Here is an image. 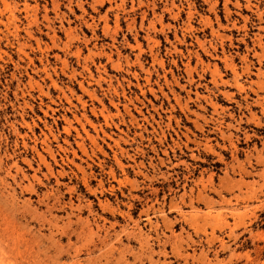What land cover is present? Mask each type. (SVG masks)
<instances>
[{"label": "rangeland", "instance_id": "374dc122", "mask_svg": "<svg viewBox=\"0 0 264 264\" xmlns=\"http://www.w3.org/2000/svg\"><path fill=\"white\" fill-rule=\"evenodd\" d=\"M215 1L0 0V264H264V15L242 12L245 29L229 33L224 0L213 11ZM226 1L232 14L236 3L244 6V0ZM3 4L15 9L16 35L3 26L8 16ZM24 4L30 11L26 19L36 20L25 19ZM263 5L264 0L259 12ZM208 20L210 27L204 24ZM242 25L239 20L236 27ZM137 37L145 53L139 63L131 49ZM198 42L210 53L216 48L219 57L223 50L234 63L236 80ZM76 48L82 52L78 59ZM113 48L123 70L126 63L141 67L140 85L147 71L165 74L169 85L160 81L162 93L152 85L157 102L150 94L144 99L101 59L112 85L118 80L152 127L131 111L138 135L131 129L126 138L103 127L114 133L112 140L115 135L124 140L123 157L109 148V140L97 142L99 152L86 142L88 156H82L74 131L65 135V124L57 119L60 107L52 103L64 92L77 105L78 82L87 81L82 68L88 65L96 78L94 54L108 55ZM208 63L217 64L226 84L210 83L202 68ZM173 82L178 86L171 88ZM106 84L84 87L95 88L108 106L112 95ZM117 91L120 103H127ZM85 112L90 115L88 107ZM91 119L102 124L101 118Z\"/></svg>", "mask_w": 264, "mask_h": 264}, {"label": "bare ground", "instance_id": "6f19581e", "mask_svg": "<svg viewBox=\"0 0 264 264\" xmlns=\"http://www.w3.org/2000/svg\"><path fill=\"white\" fill-rule=\"evenodd\" d=\"M205 1H208V0H205ZM262 0H258V1H255V3L256 4H252L251 3V0H244V6H240L238 3H236L235 4V8L237 9L236 10V12H234L233 14L232 13H230L231 11H229L228 10V8H227V5H228V3H227V1L226 0H224V3H223V8H224V11H225V22L227 23V28H228V31H229V33H232L235 29H238V30H244L245 29V27H246V25H245V23L246 22H248L247 21V19L246 18H244V17H242L241 16V13L242 12H254V13H257V16L258 17H260V18H262L261 16H263L264 15V12H259V8H258V5H260V2H261ZM103 2V1H102ZM167 4V3H166ZM217 4H218V0L217 1H215L214 3H211V9H213V11L215 10V7L217 6ZM263 4V3H262ZM172 6V5H171ZM264 6V5H263ZM3 7H4V11L5 12H7V15L8 16H6L5 17V23H3V26L5 27V28H9V27H11L12 29H13V31L15 32V35H16V32H17V30H18V27L16 26V16L14 15V12H13V10L12 9H14V8H11V10H10V8H9V6H8V4H3ZM15 10V9H14ZM34 10V9H33ZM172 10V9H171ZM23 11H24V13H25V19L28 17V13L30 12L29 11V7H28V5L27 4H24L23 5ZM33 12V11H32ZM31 12V13H32ZM180 13V11H177V14H175L174 13V15L175 16H178L179 15V13ZM46 15V14H45ZM187 15V14H186ZM189 15V18H188V23H186V25H188V27H189V19H190V16H191V14L189 13L188 14ZM2 16V15H1ZM23 16V17H24ZM33 16H34V14H33ZM232 16H235L236 18H234L231 22H230V18H232ZM36 17V16H35ZM172 17H173V15H172ZM29 18H31V17H29ZM28 18V19H29ZM175 18V17H174ZM28 19H26V20H28ZM32 20L33 19H35V18H31ZM47 19V18H46ZM36 20V19H35ZM174 20V19H173ZM239 20L243 23V25L241 26V27H236V24L237 23H239ZM29 21V20H28ZM210 21L211 20H208V21H206L204 24H205V26H209L210 27ZM4 22V21H3ZM18 22V21H17ZM31 23H32V21H30ZM35 21H33V23H34ZM32 23V24H33ZM36 23V22H35ZM32 24H29L28 23V28H29V25H31L32 26ZM152 25V24H151ZM26 26V25H25ZM104 26L106 27V25L104 24ZM154 27V26H153ZM187 27V28H188ZM26 28V27H25ZM212 28V27H211ZM188 29H192L191 28V26L188 28ZM31 30V29H30ZM104 30V29H103ZM25 31V30H24ZM188 31V30H187ZM28 32V31H27ZM217 32V31H216ZM218 33V32H217ZM11 34V33H10ZM29 36H30V34L29 33H27ZM47 34V33H46ZM214 34V33H213ZM26 38V37H25ZM148 38V37H147ZM218 38H219V36H218ZM264 38V37H263ZM141 39H143V38H141ZM191 39V38H190ZM149 40V39H148ZM134 44L135 45H133L134 47H132L131 49L132 50H136L137 51V53L134 55V58H135V62L136 63H139L140 62V59L142 58V55L144 56L145 55V53L144 52H142V50H141V45H140V43H139V41H138V37L137 38H134ZM23 42V41H22ZM37 42V41H36ZM260 42V41H259ZM199 43V42H198ZM51 44H52V47H55L56 46V40L54 39V37H51ZM65 44V43H64ZM202 44V43H201ZM200 43L198 44L199 45V48H201L202 49V46L203 45H201ZM258 44V43H257ZM23 48H24V46L22 45V44H20ZM222 45V44H221ZM220 45V46H221ZM64 46V45H63ZM66 46V45H65ZM64 46V47H65ZM67 46H68V44H67ZM113 46V44L110 46V47H112ZM29 47V46H28ZM204 47V46H203ZM210 47V46H209ZM21 48V47H20ZM261 48V47H260ZM30 49V48H29ZM38 49H39V46H38ZM114 49V51H112L111 49H109V54L107 55V54H103L102 52H98L97 54H94V57L97 59V61L99 62L98 63V66H95L94 67V70H95V73H96V78H94V76L91 74V72H90V68H89V66L88 65H85L83 68H82V72L84 73V75L85 74H87V77H86V79H87V81H81V82H78V89H79V92L81 93L80 94V96H79V98H77L76 97V99H75V102H76V104L77 105H74L67 97H66V95L64 94V92H61V94H60V96H58L57 97V103H52V105H54V106H57V107H60L59 108V111H61L62 112V115L61 114H59L58 115V117L59 118H57V119H59V120H62L63 122H64V124H65V126L63 127V132L65 133V135L66 136H69L70 135V132L71 131H74V133H75V135H76V137H77V139L79 140V142L75 145L77 148H79V152L81 153V155L82 156H86L87 154H86V152H85V143L86 142H89L90 143V145L94 148V149H97L98 150V152H99V150L101 149V148H99L98 147V141H102V142H104L105 143V141L104 140H109V141H111L112 142V146H110L109 148H115V149H119V155H120V157H123L124 156V154L126 153V151L125 150H121L119 147H120V143H123V141H122V139H120V137L118 136V135H115V136H117V140L115 141L114 139L112 140V134H114V133H112V134H106V132H105V130H104V128L105 129H107V130H109V131H112V129H114V130H116V131H119V133L121 134L122 133V135H123V137H128V134H129V132L131 131V129L134 131V133H133V135L135 136V135H138V134H136V132H135V129H133V128H136V127H134V125L136 126H138V124H137V122H136V120H135V118H132V116L130 115V113H131V111H134L136 114H138V115H142L141 117V120L145 123V125L146 126H150V127H152L151 126V124H149V121L147 120V117H144L145 115L144 114H142L141 113V109H138V107H136V105H134L133 104V101H131V100H129V99H126V97H125V93H124V89H123V87H122V85L118 82V80H116V84H117V87H114L113 85H112V82H111V77H108V76H106V67H107V63H109V64H112L111 66L113 67V70L115 69V72H116V74L118 75V74H124L126 77H122V81L123 82H126L127 84V87L128 88H134V89H137L138 90V92H139V95L141 96V97H143L144 99H145V97L147 98V95L148 94H150V96L151 97H153V101L154 102H157L158 100H157V98L154 96L155 94H157L154 90H153V88H152V85H155V87L157 86V92H159V93H162L161 92V87H159L158 86V84H160V81L162 80V82H163V86H168L169 85V82L167 81V79H166V75L165 74H163L162 76H159V75H154L153 73H151V72H145V74H144V76L145 77H143L142 78V81H143V85H140L139 84V81L141 80L140 79V74L142 73V70H141V67L139 66V67H137V68H135V65H131V66H129L128 65V63H126L125 65V67H126V69H124L123 70V68L121 67V64H120V54H119V51L116 49V48H113ZM221 50H222V47L220 48ZM21 50V54H23L24 55V57L25 58H28V55L27 54H25L24 52H23V50H22V48L20 49ZM19 50V51H20ZM209 49H205V47H204V49H203V52L204 53H206L207 55H209V57H211V58H215V59H217V60H219V61H222L223 62V65H225V67L231 72V74L233 75V78H235V72L236 71H234V63L232 62V60H228V59H226L225 58V56H224V54H223V50H222V53H221V57H219L218 55H217V49L216 48H210V51H211V53L208 51ZM188 51V50H187ZM262 54H263V52H261ZM81 54H82V52H81V50L80 49H78V48H76V50H75V52H74V55H75V57H77V59L81 56ZM264 55V54H263ZM92 56V53H88V57H91ZM113 56H115L116 57V59H117V61L116 62H113V60H112V58H113ZM190 56V55H189ZM198 58H199V55L197 56ZM105 59L106 60V62L107 63H105V64H101V59ZM188 58V57H187ZM46 60V59H45ZM213 60V59H212ZM41 61H42V59H41ZM41 61H40V63H41ZM221 62V63H222ZM28 63H32V61H28ZM27 63V64H28ZM135 63V64H136ZM233 63V64H232ZM65 64V63H64ZM31 65V64H30ZM63 65V64H62ZM140 65H141V63H140ZM158 65V64H157ZM160 66H162V64H159ZM41 66V70H40V72L41 73H43V74H45L48 78L50 77V74H49V76L47 75V69H46V67L43 65H40ZM65 67V66H64ZM244 67H245V65H244ZM162 68V67H161ZM189 68V64L187 63V65H186V69H188ZM202 68H203V70H204V72H209L210 73V75H211V80H210V83H212L213 85H216V84H218V82H222V76H221V73L219 72V68H218V66H217V64H206L205 66H202ZM137 69H138V71L140 72V73H137ZM246 70H247V65H246V68H245ZM244 69V70H245ZM37 70V69H36ZM36 70H34V71H36ZM161 70V69H160ZM131 71H133V72H131ZM188 71V70H187ZM192 71V70H191ZM191 71L189 70V72H188V75L190 76V78H191ZM54 72V71H53ZM157 72V71H156ZM38 73V72H37ZM237 73V72H236ZM44 75V76H45ZM155 77V81L154 82H152L151 83V81H152V77ZM72 77H73V73H72ZM51 78V77H50ZM237 78V77H236ZM236 78H235V80H236ZM131 81H134L135 83H132ZM44 82V81H43ZM224 82V81H223ZM222 82V83H223ZM106 84V83H108V84H106V85H108L107 86V93L109 94V95H112V96H110V99H109V105L108 106H105L104 104H103V99H98L97 97H96V89L95 88H97V87H99V86H101V84ZM174 84V86H170L171 88H173V87H176V86H178L177 84H176V82H173ZM221 83V84H222ZM236 83V82H235ZM223 84H226V83H223ZM228 84V83H227ZM30 86H31V84H29ZM84 85H86L87 87H90V86H94L95 88L93 89V90H91V91H89V89L87 90V88L86 87H84ZM218 86V85H217ZM126 87V88H127ZM169 87V88H170ZM188 87L189 88H191V86L190 85H188ZM237 87V86H236ZM32 88V87H31ZM92 88V87H91ZM101 88V87H100ZM121 89V94L120 95H122V97L121 98H123L124 100L123 101H126L127 103H123V104H121L120 103V100H119V98H120V96H119V94H118V91H117V89ZM180 89V88H179ZM181 89H184L183 87H181ZM110 91H112V93L110 94ZM173 92H174V90H172ZM172 91H171V89H170V94L172 93ZM41 92V91H40ZM71 92V91H70ZM47 93V92H46ZM44 94V93H43ZM71 94V93H70ZM106 95V94H105ZM104 95V96H105ZM162 96V95H161ZM47 97V96H46ZM87 98V101H83L82 99L83 98ZM164 97H166V96H164ZM172 99H173V101H174V103L177 105V106H180L179 105V99L176 97V96H174V94H172ZM163 98V97H162ZM104 99H105V97H104ZM63 101V102H62ZM83 101V102H82ZM134 101H135V98H134ZM148 101V100H147ZM41 102V101H40ZM89 102V105H87V103ZM151 101H148V104L150 105V106H152L151 105ZM64 104H66V107L64 106ZM139 105H140V103H139ZM141 105H143L144 106V102L143 103H141ZM129 106H131V109L132 110H130L129 109ZM49 107V106H48ZM89 108V113H90V115H87L86 113L87 112H85L86 111V108ZM120 108L122 109V111H123V113H121V110H120ZM143 108H145L146 109V106L145 107H143ZM79 110H81L82 111V113H80V118H78L77 116H76V114L77 113H79ZM155 110V109H154ZM153 110V111H154ZM49 111L52 113V114H54V113H57L58 114V110H52V109H50L49 108ZM146 111V110H145ZM148 112V111H147ZM157 112V111H156ZM67 114H69L71 117H72V120H68L67 118H66V116H67ZM150 114V113H149ZM156 114V113H155ZM47 115V113H46V111L43 113V116L45 117ZM144 115V116H143ZM126 117L128 118V121H126L125 119H126ZM134 117V116H133ZM157 117L161 120V118L159 117V114H157ZM91 118H93L95 121H98V118H101L102 119V124H100V123H98V122H96V123H98V125L97 126H95V124H94V122L93 121H91L92 119ZM149 118H151V120H153L154 119V117H153V115H149ZM81 120H83L84 121V123H81ZM72 121H75L77 124H78V126H79V128H80V130H81V132H82V134L79 132V130L77 131L73 126H72ZM115 121H117V124H115ZM154 121V120H153ZM168 121H170L169 120V118H168ZM155 122V121H154ZM45 124V123H44ZM43 124V126L45 127V125ZM85 124L90 128V131H92L93 133H94V136H92V135H90L89 134V130H86V127H85ZM36 127V126H35ZM104 127V128H103ZM120 127H123V128H125V132H123L122 130H120ZM139 127V126H138ZM137 127V128H138ZM28 128V127H27ZM48 130V129H47ZM145 130V129H144ZM43 134V133H42ZM99 134H101L102 135V137L103 138H100L99 137ZM74 135V136H75ZM133 136V137H134ZM140 136H141V133H140ZM43 137H45V141H47V137H46V135L45 134H43ZM55 139V138H54ZM134 139L132 138L131 140H129V141H133ZM43 142V143H46V142ZM41 142V141H40ZM66 141H65V139H63V143H65ZM77 142V141H76ZM126 142V141H125ZM67 144V143H66ZM108 145V144H107ZM123 145V144H122ZM59 146V145H58ZM68 146H70V145H68ZM103 146H104V144H103ZM60 147V146H59ZM100 147H101V145H100ZM47 149H48V146H47ZM46 149V150H47ZM66 149V148H65ZM59 150H61V149H59ZM63 150H64V147H63ZM72 150V149H71ZM93 150V149H92ZM102 150V149H101ZM49 151V150H48ZM67 151V150H66ZM76 151V150H75ZM95 151V150H94ZM115 151V150H114ZM50 152L51 151H49L48 152V154L49 155H51L50 154ZM91 152V151H90ZM103 152V151H102ZM118 152V151H117ZM91 153H93V151L91 152ZM101 153V152H100ZM113 154H114V152H113ZM117 154V153H116ZM115 154V156H113V157H115V159H117V155ZM72 155H74V157H77V156H75V154H74V152L72 153ZM102 155V154H101ZM104 155V154H103ZM102 155V156H103ZM88 156V155H87ZM94 156V155H93ZM107 156V155H106ZM50 157H54V156H50ZM67 157V156H66ZM94 157H96V156H94ZM42 158V157H41ZM40 158V159H41ZM88 159H89V157H87ZM86 158V159H87ZM54 159V158H53ZM67 159V158H66ZM97 159V158H96ZM112 159V158H111ZM42 160H44V158L42 159ZM80 160H82V159H80ZM90 160V159H89ZM53 161V160H52ZM69 161V160H68ZM83 161H85V160H83ZM81 162V161H80ZM113 162H116V161H114V159H113ZM39 163H40V161H39ZM54 163V162H53ZM99 163V162H98ZM121 163V162H120ZM55 164V163H54ZM73 164H74V162H73ZM116 164H118V163H116ZM115 164V165H116ZM134 164V163H133ZM43 165V164H42ZM44 165H46V164H44ZM49 165V164H48ZM75 166V168L77 167L76 166V164H74ZM100 165V164H99ZM98 165V166H99ZM79 166V165H78ZM121 165H117V167H120ZM87 167V166H86ZM88 167H89V165H88ZM124 167V166H123ZM48 168H50V167H48ZM48 168H46V169H48ZM89 169H90V167H89ZM77 170H79L80 171V168L78 167L77 168ZM123 170V169H122ZM82 171H83V168H82ZM81 171V172H82ZM51 172V171H50ZM84 172V171H83ZM121 172V171H120ZM80 174H84V173H80ZM110 175H111V169H110V173H109ZM125 174V173H124ZM87 175V174H86ZM85 174H84V176H86ZM90 175V174H89ZM114 175V174H113ZM82 176V175H81ZM113 177V176H112ZM82 179H83V177H81ZM114 178V177H113ZM85 179V178H84ZM120 181V180H119ZM123 181V180H122ZM121 181V182H122ZM84 182H85V180H84ZM126 182V181H125ZM125 182H123L124 184H125ZM84 184V183H83ZM119 184V183H118ZM124 184H122V185H124ZM98 185L99 186H101V184L100 183H98ZM120 185V184H119ZM88 187V186H87ZM102 188V187H101ZM101 188H100V190H101Z\"/></svg>", "mask_w": 264, "mask_h": 264}]
</instances>
